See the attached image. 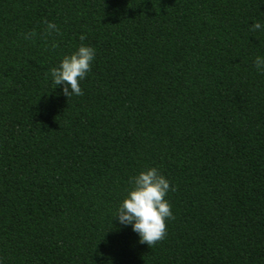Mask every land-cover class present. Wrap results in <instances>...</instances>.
Segmentation results:
<instances>
[{
  "label": "trees",
  "instance_id": "1",
  "mask_svg": "<svg viewBox=\"0 0 264 264\" xmlns=\"http://www.w3.org/2000/svg\"><path fill=\"white\" fill-rule=\"evenodd\" d=\"M257 21L264 0H0V264H264ZM81 44L67 97L50 70ZM149 167L175 188L150 247L112 219Z\"/></svg>",
  "mask_w": 264,
  "mask_h": 264
},
{
  "label": "clouds",
  "instance_id": "2",
  "mask_svg": "<svg viewBox=\"0 0 264 264\" xmlns=\"http://www.w3.org/2000/svg\"><path fill=\"white\" fill-rule=\"evenodd\" d=\"M45 24L49 35L59 33L55 23L46 21ZM251 30L264 32V24L254 22ZM33 36L35 33L30 32L24 38L30 39ZM79 39L83 41L85 36L80 35ZM51 47L54 49L57 44L52 42ZM95 54L93 47L81 44L71 54L65 55L58 67L50 70L52 83L56 87L62 86V92L67 97L81 96L83 92L80 82L90 71ZM254 66L258 72L264 73V56H256ZM130 184L131 188L117 206L112 219L115 218L123 227L131 226L132 231L138 234L140 242L150 247L165 237V221L174 218L171 205L165 197L175 188L170 186L169 180L155 167H149L131 177Z\"/></svg>",
  "mask_w": 264,
  "mask_h": 264
}]
</instances>
